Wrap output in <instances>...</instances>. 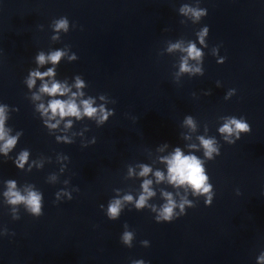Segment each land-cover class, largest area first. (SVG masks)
Returning a JSON list of instances; mask_svg holds the SVG:
<instances>
[{
	"label": "clouds",
	"instance_id": "clouds-1",
	"mask_svg": "<svg viewBox=\"0 0 264 264\" xmlns=\"http://www.w3.org/2000/svg\"><path fill=\"white\" fill-rule=\"evenodd\" d=\"M200 0H195L194 4L184 3L179 9V15L182 17H187L193 24H197L201 21L203 17L207 15V9L201 8L199 6ZM181 23H186L182 20ZM51 28L53 35L51 39L53 41L60 40L61 33H67L70 28V23L67 17H61L52 21ZM209 34V28L204 26L197 33L199 44L203 47H208L206 43V38ZM69 46H65V49H57L55 51L49 52L47 55L44 52H39L35 61L38 66H43L47 63H51L54 67L48 68L47 71L41 72L39 67L30 70L28 76L26 77L24 83L27 88L31 90L36 85V81L40 80L41 87L39 88V94L33 93V100H40L41 94L51 97L47 105L41 103L37 105L36 111H38L43 119V124L47 126L50 130H55L60 124V121L66 117H73L77 120L83 117H88L90 119H95L98 125H103L109 118L113 115V110H108L103 104L98 107H94L95 101L93 98L81 99L79 104L76 102V97H82L84 93L79 91L85 87L84 81L77 76L75 79L74 87L78 90L77 92L71 93L68 99H58L56 97L65 96L70 92V88L66 83H61L57 81L55 77V65H57L61 59L67 56L69 61H75L78 59L75 53L68 55ZM169 53L174 51H180L182 55L179 65V72L190 73L192 75L199 74L204 75V69L202 66L192 67L189 65V60H195L202 65L204 53L201 48L197 47L195 42H188L185 47L182 41H177L175 43H169L167 47ZM213 56L218 55V47L212 48ZM225 58L220 57L218 63H224ZM217 86H220L217 82ZM235 90H229L225 95L224 99H229ZM205 95H210V92H206ZM100 99L104 100L105 96L100 95ZM12 111H18V109H11ZM9 106L6 104H0V154L4 157H9V154L16 147L20 137L22 136V131H17L15 135H12V128L6 126V122L9 119ZM59 117V119H57ZM223 124L218 128V132L223 138V140L231 145L235 144L237 140L240 139L242 133H249L251 131L250 125L245 121L243 117L237 118L235 116L222 117ZM52 121H55L52 123ZM184 125L190 130H196V123L192 116H186L184 119ZM71 127V120L65 124V129ZM235 137V139H233ZM189 137H185L188 139ZM199 147L196 144H190L188 147L195 150H203V159L198 157L191 152L189 154H184L181 148L177 147L174 151L168 155L161 157V162L166 165L167 171H155L152 172V168L146 164L139 165L140 171L135 172V169L129 167L128 175H138L143 179L141 184V193L138 198H135L131 194H126L122 198H114L109 201L106 208V215L109 220H117L124 208L125 203H134V207L137 211L143 210L145 208L150 209L151 212L156 213V222H171L174 219L184 215L187 208L195 207L192 200H189L187 196H180L179 201H177L172 192L162 191L161 195L164 198V203L157 207L154 204H149L148 201L156 195L152 188L153 181L147 179L146 177L152 173L155 176V181L157 184L161 182H167L176 189L184 188L185 192L191 190V194L196 197H205V204L211 205L213 202V197L215 195L213 190V185L210 183V178L206 172L205 163L215 159L216 156L220 155V145L215 139V137H205L198 136ZM57 141L63 140L64 142L70 143L68 137L57 136ZM95 142V138L93 140ZM163 151V149H160ZM29 150H21L18 155L13 160L16 168L20 170H25V165L28 164L29 160ZM35 164V161H33ZM42 165H37L40 167ZM32 165L29 164L26 171L30 172ZM56 177L52 176L51 180L55 181ZM67 183V181H65ZM5 190L2 192L3 202L10 208L11 216L14 220L20 219L19 208L23 206L25 211L33 217H40L43 215V194L35 190L33 185H27L23 190H21L17 181L14 179H8L4 182ZM78 190V189H76ZM119 191L118 189L116 190ZM179 195V193H177ZM62 197H66L68 200L72 199L71 192L61 189L55 193L56 201H60ZM103 209L104 205H100ZM124 232L121 235V242L131 248L134 240V232L128 230V225H124ZM3 234H7V229H4ZM144 247L149 246V241H141ZM132 264H145L143 260H134ZM257 264H264V252L257 257Z\"/></svg>",
	"mask_w": 264,
	"mask_h": 264
}]
</instances>
